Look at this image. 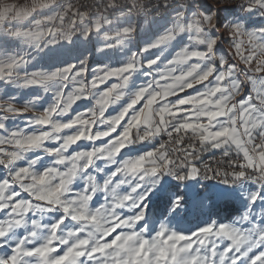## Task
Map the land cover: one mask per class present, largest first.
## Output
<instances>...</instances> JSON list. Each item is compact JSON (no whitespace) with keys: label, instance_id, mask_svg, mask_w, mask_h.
Segmentation results:
<instances>
[{"label":"snow or ice","instance_id":"6c2138e0","mask_svg":"<svg viewBox=\"0 0 264 264\" xmlns=\"http://www.w3.org/2000/svg\"><path fill=\"white\" fill-rule=\"evenodd\" d=\"M251 2L264 8V0ZM13 12L16 17L26 14L10 5L0 11V18ZM204 20L211 24L212 16H205ZM96 27L99 29V23ZM188 28L195 29L197 42L205 45L206 50L189 52L185 49L179 54L178 60L197 58L204 62L203 67L196 63L179 75H174L175 69H170L167 74L161 75L160 79L171 80V83L161 84L158 80L155 81V87L149 83L139 88L130 102L109 120L104 119L105 109L110 103L120 100L123 95L116 90L124 88L129 82V76L123 74H130L136 70V65L132 61L125 67L108 71L103 77H97L92 81L95 87L97 81L103 82L111 76L122 77L121 84H113L96 99L95 103L99 106L98 114L95 110L88 109L91 119L85 118V114L82 113L67 122L53 120L54 115L66 114L70 106L82 98L83 85L66 98L63 92H58L55 102L30 120L32 125L40 126L41 129L47 126L50 130L31 133H26L22 129L8 131L3 122L9 118L8 115L0 117V130L6 132V135L0 136V145L11 144L16 148L10 152L0 148V166L7 169V176L0 178V213H3L0 216V250L11 248L10 252L0 255V264H242L245 257H248L249 264L257 262L264 264V252L249 256L254 248L264 245V223L257 224L252 221V226L246 230L231 224L213 223L188 234L171 230L166 224L161 223L154 234H147V229L141 223L146 216L144 202L147 196L158 183L159 177L165 173L180 180L195 177L199 170L194 166L186 175H180L175 171L176 168L189 167V158L195 149L181 150L183 158L173 159L166 146L160 144L158 148L138 156L117 159L126 147L137 141L149 140L162 131H167L171 137L174 132L191 130L199 135L202 148L205 144L212 148H223L224 155L227 156L232 146H235L237 154L242 153L245 160L239 168L254 169L256 172L254 181L264 189V76L248 77L255 89L254 97L249 96L238 105L230 104L241 89V81L235 71L236 65L229 64L226 59L221 58L219 64L227 65L221 70L215 63H211L217 40L204 32L199 26V21L189 24ZM131 31V28L123 29L124 33ZM184 31V26L177 24L175 29L147 47L155 48L165 41L174 39L176 32ZM233 31L236 35H242V25L236 23ZM48 32L52 33V30L49 29ZM13 35H23L32 40L38 39L43 33L17 32ZM84 35H88L87 29ZM247 35L252 46L249 55L241 54L243 41H236L234 46L237 54H240V59L250 65L257 59V51L264 55V28ZM53 37L51 41L54 42V34ZM22 63H26L24 58L15 56L0 61V80H10L14 70ZM156 63V60H151L148 67ZM73 67H64L50 74L33 73L31 78L25 77L23 86L46 85L48 81L57 77L67 81ZM85 71L86 69L81 68L75 76H81ZM254 71L264 73V59L257 60ZM213 74L215 83L204 92L180 98L174 103H163L156 110L159 114V124L153 127L152 106L158 99L163 101L177 90L193 88L195 84L208 81ZM226 80L228 83L224 84ZM113 92H116L115 96L112 95ZM145 98L143 107L134 110L129 116V111ZM181 106H189L192 111ZM32 108L33 101L25 102L23 109H18L11 102L0 103V111L13 116L21 115ZM181 113H183L181 122L172 125L171 131H168L169 121L165 116L176 118ZM126 116H128L126 126L104 145L66 154L69 148L82 140L93 142L110 137ZM202 118H206L208 123H202ZM97 121L108 124V129L93 134L92 127ZM142 124L145 131L143 135L137 132V140L134 141L131 138L132 130L139 129ZM73 128L76 129L73 133L60 135L63 130ZM210 128L216 130L211 131ZM256 136L261 137L260 143L254 142ZM50 141L55 142L57 146L47 147L46 142ZM35 150H43L45 154L53 157L52 164L43 170H37L34 166L38 161L33 159L27 166H17V162L25 159L27 153ZM98 161L115 166L102 184L88 171L96 166ZM117 177L120 178L114 181ZM78 178L85 180V186L79 192H74L72 186ZM233 178L245 179L246 173L244 170L234 172ZM224 183H228L227 179ZM122 185H129L130 191L119 192L118 189ZM100 192L105 193L104 203L96 207L90 206V202ZM260 199H264L261 192H254L250 196L253 204ZM125 208L137 211L131 216H125L121 213ZM53 212L60 213L55 222L42 223L43 215ZM35 216L41 218L37 219ZM250 216V212H246L242 220L249 221ZM21 228L26 231L23 236L18 237L16 231ZM117 229L120 231L117 232ZM225 240L228 241L227 244H224Z\"/></svg>","mask_w":264,"mask_h":264},{"label":"rangeland","instance_id":"374dc122","mask_svg":"<svg viewBox=\"0 0 264 264\" xmlns=\"http://www.w3.org/2000/svg\"><path fill=\"white\" fill-rule=\"evenodd\" d=\"M237 2L234 0H187L186 2L170 0V5L163 6L159 11L158 8L148 9L147 11L135 12L133 16L128 13V10H133L132 8L117 7L106 11L113 14L101 15V12H98L91 16L86 12L80 13V17L76 18L71 12H64L66 8H70L67 4L57 0L59 7L54 4L56 9H53V11L41 12L27 18L1 19L0 61L9 56H15L17 58L23 57L26 63H22L14 70L10 80H0V103L11 102L18 109H23L25 102L33 101L34 103V108L17 116L0 111V117L4 115L9 117L3 121L6 129L8 131L22 129L26 133L50 130L47 126L41 129L40 126L32 125L30 120L51 106L55 102L58 92H63L66 98L75 89L80 88L81 85L84 88L82 98L74 102L66 114L54 115L53 120L67 122L82 113L85 114V118L91 119L88 109H93L98 114L99 106L95 103L96 99L108 91L113 84H121L122 77L111 76L103 82L97 81L95 87H93L92 81L97 77H103L108 71L125 67L129 61L136 65V70L130 74H123L129 76V82L124 88L116 90V92H122L123 95H121L120 100L107 106L104 112L105 120L117 115L130 102V99L139 88L147 86L149 83H152L155 87V81L158 80L161 83L160 77L165 74L166 69L185 67L188 70L191 65L196 63H200L203 67L204 62L199 61L197 58H190L186 61L178 60L179 54L185 49L189 52L206 50L205 45L197 42L195 29L188 28V25L194 23V21H199V26L203 28L204 32L217 40L210 62L215 63L221 70L227 67V65L221 66L219 64L221 58L226 59L229 64L236 65L235 71L241 81V89L232 98L230 104L238 105L247 97H254L255 89L248 77L264 76V73L254 71L257 60L264 59V55H260L257 51V59H254L250 65L245 64L240 59V54H237L234 43L238 40L243 41L241 54L247 56L251 53L252 46L249 43L247 33L264 28V8L252 3L251 0L249 3H246V0ZM249 7L252 9L248 10ZM208 15L212 16L211 24L204 20V17ZM61 17H63L62 20ZM97 23L100 25L99 29L96 27ZM236 23L242 25V35L234 33L233 26ZM177 24L184 26L185 31L176 32L174 39L165 41L155 48L147 47L161 36L166 35L170 30L175 29ZM124 28H131L132 31L124 33ZM49 29L52 30V33L48 32ZM85 29L88 30L87 36L84 35ZM17 32L43 33V35L39 36L38 39L30 40L23 35H13ZM53 34L55 36L54 42L51 41L54 38ZM146 48L147 50H145ZM151 60H156L157 63L148 67V62ZM68 66L74 67L67 81L57 77L48 81L46 85L23 86L26 76L31 78L33 73L50 74ZM81 68L86 69V71L81 76H75V73ZM214 77L215 74L210 76L208 81L195 84L191 90L196 92L200 89L204 92L215 83ZM227 83V80L224 81V84ZM116 92H113L112 95L115 96ZM145 102L146 98L138 102L134 109L129 111L128 115L130 116L134 110L142 108ZM61 106L63 107V104ZM127 119L128 116L125 117L124 121H121L120 125L116 126V132L112 133L110 137H103L93 142L82 140L77 145L69 148L66 154L104 145L122 131L123 127L126 126ZM108 127V124L97 121L92 127V132L94 134L96 131H104ZM75 130V128L65 129L60 135L71 134ZM144 131L145 126L142 124L139 129L132 130L131 138L136 141L137 132L143 135ZM168 131H171V129ZM186 132H191L192 137L188 140L194 143L193 146H186L184 141L187 139L182 140L183 134ZM3 135H6L5 130H0V136ZM162 135V140H158L157 138ZM160 136L156 135L143 142L137 141L135 144L123 149L117 159L135 157L158 148L160 144H164L173 159L183 158V151L181 150L192 151L195 149L192 157L189 158V167L175 169L180 175H186L190 172L192 166L196 167L199 170L198 173H200L199 166L205 162L215 164L227 161L222 157L224 156L223 148H212L207 144L202 148L199 135L194 134L191 130H182L180 133L174 132L171 137L165 131ZM169 141H174L175 145L173 146ZM177 141L180 142L177 143ZM254 142L260 143L261 137L256 136ZM46 146L54 148L57 145L55 142L50 141L46 142ZM0 148H4L9 152L16 150L15 146L11 144L0 145ZM230 152L240 157L238 160H230L232 166L245 163L243 154H237V151L233 148ZM33 159L38 161L34 167L37 170H43L52 164L54 158L45 154L43 150H35L27 153L25 159L17 162V166H27ZM114 167V165H109L105 161H98L97 165L88 171L97 177L98 183L102 184L114 170ZM210 170L212 171V167H210ZM214 170H219V167ZM238 170H244L246 178L242 180L232 179V182L228 176L229 171L225 172V175L216 173V176H213L210 181H204L198 177V174L184 180L168 173L160 176L158 183L150 191L144 202L146 216L141 223L147 229V234H154L161 223L166 224L171 230L183 234L197 232L200 228L213 223L231 224L245 230L252 226V221L257 224L264 223V199L257 200L254 204L250 201V196L254 192H261L264 196V189L254 181L256 172L251 168L240 169L238 167ZM6 176L7 169L0 166V178ZM248 177L253 179H248ZM119 178H114V181ZM224 178H227L228 183H224L226 180ZM84 186L85 180L78 178L72 188L74 192H79ZM118 191L127 193L130 191V186L122 185ZM22 195L27 196L25 193H22ZM104 199L105 193H97L94 200L90 202V206H99L104 203ZM136 211V209L125 208L121 210V213L125 216H131ZM246 212L251 214L249 221L242 220ZM2 215L3 213H0V216ZM59 216V212L45 213L42 217V223L55 222ZM35 218L40 219L41 217L35 216ZM25 231L24 228L18 229L16 236H23ZM119 231L120 229H117V232ZM227 243L228 241L225 240L224 244ZM10 251L11 248L6 247L0 250V255ZM261 252H264V245L254 248L249 256L259 255ZM232 254L229 253V255ZM242 264H249L248 257L243 259Z\"/></svg>","mask_w":264,"mask_h":264},{"label":"built area","instance_id":"2783aa9c","mask_svg":"<svg viewBox=\"0 0 264 264\" xmlns=\"http://www.w3.org/2000/svg\"><path fill=\"white\" fill-rule=\"evenodd\" d=\"M95 1H105V3H118L122 5V8H137L139 12L147 11L148 9L151 8V6H158V11H159L161 10L163 6L170 5V0H73V6L70 8H66L64 12H71L73 15H75L76 18L80 17V13H86L89 10L101 11V15L113 14V13L106 12L105 8H95ZM186 1L187 0H182V2H186ZM234 1H238V0H234ZM249 2L250 0H246V3H249ZM191 137H192L191 132L189 133L186 132L185 134H183L182 140L187 139L184 141V143L188 147L194 145L193 142L188 140ZM169 143H171L173 146L175 145L174 141L172 142L169 141ZM168 145L169 144L167 143V146ZM222 157H224L225 160L227 161H223L221 163H215V164L207 162V163H204L203 165H200L199 166L200 173H198V177H206L207 179L211 180L213 176H216V173L218 175H225V172L229 171L230 174L228 173L227 174L230 177V180L232 182V179H234L233 173L239 171L238 170L239 165L234 164L232 166V163L230 162V160H238V158L240 157H238L236 154H233L231 152H229L227 156L224 155ZM203 166H204V170H203ZM210 167H212V171L210 170ZM218 167H219V170L215 171L214 169ZM231 170L233 171L231 172ZM221 172H223L224 174H222ZM224 179H227V178H224Z\"/></svg>","mask_w":264,"mask_h":264},{"label":"crops","instance_id":"0c3cea01","mask_svg":"<svg viewBox=\"0 0 264 264\" xmlns=\"http://www.w3.org/2000/svg\"><path fill=\"white\" fill-rule=\"evenodd\" d=\"M54 4L56 6H58L57 0H0V11H2L6 6L14 5L16 10H18V11L22 10L23 13H26V14H22L20 17H16L14 12L9 13L6 17L0 18V20L6 19V18H27V17H31L33 15H37L41 12L50 11V10L53 11V9H56ZM169 70L170 69H166L165 74H167L169 72ZM186 70L187 69L185 67H183V68L181 67V68L175 69V72L173 74L179 75L182 71H186ZM161 83L162 84L171 83V80H168V81L161 80ZM191 89L192 88H190V89L185 88L183 91L177 90L175 92V94L168 96L165 100L162 101V100L158 99L153 104V106H152V113H153L152 114V121H153L154 127L158 126V124H159V114L156 110L163 103H174L180 98H186L188 96H195V95H198L200 92H203V90H200V89H198V91H196V92H195V90H191ZM181 107L187 109L188 111H192V109L189 106H181ZM182 116H183V113L178 115L176 118H172V117H169L166 115L165 119L169 121L168 130L171 129L172 125H174L178 122H181ZM201 122L204 124L208 123L206 118H202ZM237 126L239 127L238 123H237ZM209 130L214 131L216 129L210 128ZM163 133H165V131H162L160 134H163ZM160 134H158V135L160 136ZM162 138H163V135L158 137L157 139L162 140ZM232 148L235 149V146H232Z\"/></svg>","mask_w":264,"mask_h":264},{"label":"bare ground","instance_id":"6f19581e","mask_svg":"<svg viewBox=\"0 0 264 264\" xmlns=\"http://www.w3.org/2000/svg\"><path fill=\"white\" fill-rule=\"evenodd\" d=\"M61 1H62V3L67 4L69 7H72L73 6V0H61ZM238 1L241 2V0H238ZM239 2H237V3H239ZM117 7H119V8L121 7L122 8V5L121 4H118V3H105V1H95V8H105V11H108V10H111L112 8H117ZM157 8H158V6H151V8L149 10H151V9H157ZM132 9L133 10H131V11L128 10V13L131 14L132 16L135 14V12H138L139 11L137 8H132ZM87 12L91 16H94L96 13L101 12V11H98V10H89ZM200 178H202L204 181H210V179H207L206 177H200Z\"/></svg>","mask_w":264,"mask_h":264},{"label":"clouds","instance_id":"9594fccd","mask_svg":"<svg viewBox=\"0 0 264 264\" xmlns=\"http://www.w3.org/2000/svg\"><path fill=\"white\" fill-rule=\"evenodd\" d=\"M145 50H147V48Z\"/></svg>","mask_w":264,"mask_h":264},{"label":"trees","instance_id":"16d2710c","mask_svg":"<svg viewBox=\"0 0 264 264\" xmlns=\"http://www.w3.org/2000/svg\"><path fill=\"white\" fill-rule=\"evenodd\" d=\"M154 22V21H153Z\"/></svg>","mask_w":264,"mask_h":264}]
</instances>
